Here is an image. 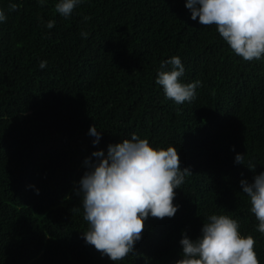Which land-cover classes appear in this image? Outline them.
I'll return each instance as SVG.
<instances>
[{
  "label": "trees",
  "instance_id": "16d2710c",
  "mask_svg": "<svg viewBox=\"0 0 264 264\" xmlns=\"http://www.w3.org/2000/svg\"><path fill=\"white\" fill-rule=\"evenodd\" d=\"M58 2L0 0V264H176L184 234L199 238L213 214L237 219L264 264V234L240 186L264 172V55L234 54L215 25L191 19L186 0H83L68 18ZM173 56L182 83L202 84L191 102L176 104L155 82ZM134 133L175 147L192 175L175 190V216H149L134 252L113 262L83 239L77 193L85 159Z\"/></svg>",
  "mask_w": 264,
  "mask_h": 264
},
{
  "label": "clouds",
  "instance_id": "9594fccd",
  "mask_svg": "<svg viewBox=\"0 0 264 264\" xmlns=\"http://www.w3.org/2000/svg\"><path fill=\"white\" fill-rule=\"evenodd\" d=\"M38 2L45 4V0ZM82 2L59 0L55 12L68 18ZM185 7L193 21L198 18L202 26L215 25L220 37L244 61L259 60L264 55V0H186ZM18 8V4L11 3L8 10ZM6 20L5 10L0 8V22ZM54 25L55 21L49 20L46 27L52 29ZM80 35L88 37L87 32ZM47 63L40 61L39 67L44 69ZM184 72L180 57L173 56L161 62L155 81L162 86L166 98L176 104L193 101L196 89L202 86L199 80L182 83ZM89 134L96 137L93 145H98L100 133L95 126L90 127ZM92 157L97 160L93 162L89 157L84 161L88 171L77 193L82 198L83 218L89 224L83 239L111 261H120L134 252L149 216H175V190L192 172L181 169L175 147L154 149L148 139L135 133L122 143L109 145L105 158L99 159L104 157L102 151L93 152ZM244 159L245 155L237 154L235 163L243 164ZM240 186L250 198V211L259 222L257 230L264 234V172L255 175L252 182L241 180ZM239 229V221L229 215L208 216L199 238L192 240L184 234L180 241L182 258L176 264H259L255 239L252 235L242 236Z\"/></svg>",
  "mask_w": 264,
  "mask_h": 264
}]
</instances>
